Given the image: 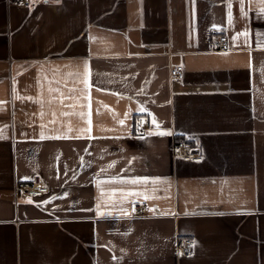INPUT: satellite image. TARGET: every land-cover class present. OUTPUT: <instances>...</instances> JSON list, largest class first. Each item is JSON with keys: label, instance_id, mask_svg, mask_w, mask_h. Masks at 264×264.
<instances>
[{"label": "crops", "instance_id": "crops-1", "mask_svg": "<svg viewBox=\"0 0 264 264\" xmlns=\"http://www.w3.org/2000/svg\"><path fill=\"white\" fill-rule=\"evenodd\" d=\"M0 264H264V0H0Z\"/></svg>", "mask_w": 264, "mask_h": 264}, {"label": "built area", "instance_id": "built-area-1", "mask_svg": "<svg viewBox=\"0 0 264 264\" xmlns=\"http://www.w3.org/2000/svg\"><path fill=\"white\" fill-rule=\"evenodd\" d=\"M213 46L215 49L223 50L229 46L228 36L226 34H220L213 39ZM171 75L173 77L183 78L184 77V66L176 65L171 68ZM144 122L143 118H137L135 121L136 129L140 130ZM175 154L184 159L191 161H201L204 156L186 141H178L174 145ZM17 190L23 191L26 195L40 196L48 191V188L40 181L34 180L30 183H24L17 187ZM144 205H138L139 211L143 209ZM195 246V240L191 237L183 238L179 242V252L182 256H188L192 253Z\"/></svg>", "mask_w": 264, "mask_h": 264}, {"label": "snow or ice", "instance_id": "snow-or-ice-1", "mask_svg": "<svg viewBox=\"0 0 264 264\" xmlns=\"http://www.w3.org/2000/svg\"><path fill=\"white\" fill-rule=\"evenodd\" d=\"M229 16H230V13H229ZM140 110H141V111H144L143 108H141ZM152 122H153V123H156L157 128H159V124L156 122L155 118H153V121H152ZM120 123H123V121H120ZM154 134L162 135V136H163V135H170L171 132H168V131H160V132H158V133H154ZM112 166H113V165H109V167H112ZM102 171H104V170H102ZM119 182H121V183L127 182V183L137 184V183H141V182H143V181H141L139 178H137V179H132V180H128V181L120 180ZM130 194H131V193H130ZM45 203H47V201H46Z\"/></svg>", "mask_w": 264, "mask_h": 264}]
</instances>
